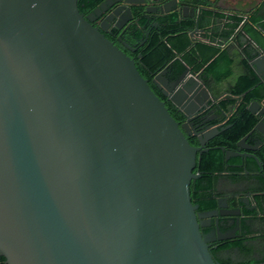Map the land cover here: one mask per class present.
<instances>
[{
    "label": "water",
    "instance_id": "water-1",
    "mask_svg": "<svg viewBox=\"0 0 264 264\" xmlns=\"http://www.w3.org/2000/svg\"><path fill=\"white\" fill-rule=\"evenodd\" d=\"M78 1L0 0V258L222 264L191 198L201 148L93 25L106 4ZM165 99L193 120L199 97Z\"/></svg>",
    "mask_w": 264,
    "mask_h": 264
},
{
    "label": "flooded vegetation",
    "instance_id": "flooded-vegetation-1",
    "mask_svg": "<svg viewBox=\"0 0 264 264\" xmlns=\"http://www.w3.org/2000/svg\"><path fill=\"white\" fill-rule=\"evenodd\" d=\"M101 4H106L107 8L93 21V25L135 63L136 59H143V54L137 52L143 47L147 49L150 37L160 35L167 41L173 36L170 29L173 15H177L175 23L181 30L178 34L188 37L200 53L198 64L210 54L207 50L200 51V45L218 50L199 71L193 72L192 67L185 65V69L177 73L171 62L147 80L167 107L170 102L165 99V94L199 97V100H192L198 103L192 121L187 122L178 110L176 118L181 125L187 123L190 144L201 148L196 168L212 151L219 150L223 154L221 172L211 175L212 178L216 175L214 184L201 169L194 172L198 178L193 180L203 184L205 190L199 193H210L217 206L201 211L196 198L191 196L193 205L198 206L197 213H208L199 222L203 223L200 228L202 236L210 239L211 255L218 262L264 261V0H247L244 14L222 21L217 16V5L220 6L217 0H104ZM235 17L240 20L234 28ZM227 23H231L229 31L232 33L228 38H222L220 31H225ZM137 29L145 32L146 39L140 44L127 40ZM125 50L137 55L131 56ZM201 52L205 53L202 57ZM223 53L231 59L232 74L223 78L225 80L205 75L204 68ZM236 58L241 68L238 75L234 73ZM222 64L226 62L222 61ZM186 67L198 76L208 98H205L203 90L194 87L190 76H183ZM166 69L167 73L157 79ZM243 76L250 77L253 84L240 97L243 99L248 94L254 97L247 108L257 122L233 144L229 133L236 128L240 115L238 107L241 101L237 100L236 87ZM190 87H193L194 94L187 92ZM191 104V101L187 102L188 109ZM230 244H242L244 248L226 249L225 246ZM0 264H6L5 259L0 258Z\"/></svg>",
    "mask_w": 264,
    "mask_h": 264
},
{
    "label": "trees",
    "instance_id": "trees-1",
    "mask_svg": "<svg viewBox=\"0 0 264 264\" xmlns=\"http://www.w3.org/2000/svg\"><path fill=\"white\" fill-rule=\"evenodd\" d=\"M104 0H79L78 1V7L82 14L85 16L92 13L96 8H98L101 3ZM177 19V15L172 16V24L170 26L172 35L171 37H168V40H163V38L160 35H155L150 37L149 46H147V49L140 48L137 54L142 53L143 59H136V67L143 78L150 79L153 74H157L158 72L162 71L167 65H169L171 62L172 66L176 70V72H182L185 69V65L192 67L193 72L196 70H201L204 67V64L207 62V60L214 56L218 50L213 49L210 47H203L199 46L201 49L200 51L207 50L209 51V55L204 58V61L201 64H198L199 55L197 49L193 47L192 43L190 42V39L188 37H185L183 35L178 34L181 30L176 25L175 20ZM236 21H234L235 25L232 24V26L235 28L237 26L239 18L235 17ZM231 27V23H227L225 27L224 32H220V36L223 38H228L231 35V31H229V28ZM110 39L114 40L110 36H108ZM146 39L145 32L141 29H137L133 32V35L128 36V39L131 43L137 42L140 44L142 40ZM126 40V41H127ZM118 44V42H116ZM129 55L135 56L137 54H131L128 50H125ZM205 53L201 52V57ZM180 57V58H179ZM178 58V59H176ZM222 61L226 62L224 65L225 67L222 68ZM231 59L228 58L226 53L220 54V57L218 60H215L210 65L204 68V74L208 76H215L216 78L222 80L223 78L227 77L228 74H230ZM250 77L243 76L239 79L236 87V95L238 97L237 100L241 101V104L238 107V112L240 115L237 117V126L234 129L233 132H230L229 135L231 137V141L233 144L235 141L241 139L244 137L254 126V124L257 122L254 116L249 113L248 111V105L253 100V96L248 94L245 98L242 99L241 94L246 92L248 88L253 84V80H250ZM235 102V101H234ZM169 111L171 115L176 119L178 118V112L177 109L171 105L168 104ZM223 163V154L219 150L212 151L209 155L205 156L202 160V162L198 165V167L194 170V172H198L199 169H201L204 172L205 177L211 179V184L215 182L216 175L214 178H212V174L220 173L221 172V166ZM213 179V180H212ZM191 189L192 193L191 196L196 198V202L200 205V210H209L213 209L217 206V202L215 199H213L208 191L207 193L200 194V190H205L203 184L200 182L192 181L191 183ZM226 249L230 248H239L243 249L244 246L242 244H230L225 246ZM4 260V258H2ZM222 264H264V261L261 262H255V261H247L245 263H233L231 261H221Z\"/></svg>",
    "mask_w": 264,
    "mask_h": 264
},
{
    "label": "crops",
    "instance_id": "crops-1",
    "mask_svg": "<svg viewBox=\"0 0 264 264\" xmlns=\"http://www.w3.org/2000/svg\"><path fill=\"white\" fill-rule=\"evenodd\" d=\"M220 3V6L217 5V11H219L217 16L222 21L230 20L234 18V16H240L239 14H244L246 9L247 0H217ZM221 32V31H220ZM237 60V58H236ZM236 65L234 68L235 75H238L241 72V68L238 67V60L236 61ZM221 70L225 67L223 64L221 65ZM233 70H231L232 74ZM229 76V75H228ZM225 80V79H222Z\"/></svg>",
    "mask_w": 264,
    "mask_h": 264
}]
</instances>
